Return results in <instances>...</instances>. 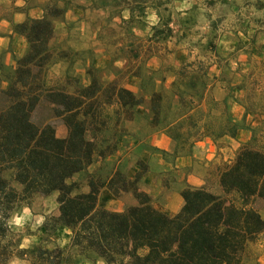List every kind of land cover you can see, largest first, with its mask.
I'll list each match as a JSON object with an SVG mask.
<instances>
[{"label": "trees", "instance_id": "obj_1", "mask_svg": "<svg viewBox=\"0 0 264 264\" xmlns=\"http://www.w3.org/2000/svg\"><path fill=\"white\" fill-rule=\"evenodd\" d=\"M58 2L60 8L55 6ZM67 4L48 0L42 7L41 19H25L13 26L12 32L23 39L25 50L13 59L12 68L0 65V264L11 259L26 264H247V247L264 235V224L251 208L254 200L264 202V155L259 152L238 149L231 163L218 174V195L202 188L183 187L178 193L180 207L171 217L153 210L147 197L136 191L140 173L131 180L118 170L103 180L86 175L85 193H76L70 178L114 152L120 123L130 120L144 97L150 115L148 127L162 131L175 145H184L191 136L192 140L199 138V131L204 137L215 135L205 125L196 127L198 120L193 114L200 112L201 93L195 101L180 93L194 91L197 84L205 88L207 78L200 63H185L165 71L172 77L168 95L153 91L152 84L144 93L143 83L148 78L144 81L136 72L129 76L137 79L140 96L116 86L114 81L101 82L98 72L88 68L84 72L86 85H78L71 94L44 93L48 102L65 109L61 117L63 138H55L47 125L31 124L29 115L42 93L38 73L53 64L47 49L50 22L61 17ZM145 6L143 0L124 2L127 19L119 24L131 22V7L141 18ZM160 6L157 3L147 7L156 18L147 40L155 43L170 34L169 17L157 13ZM184 31L179 29L181 38ZM203 46L206 54L213 55L210 37ZM129 54L133 60L136 58L133 51L129 50ZM171 104L176 115L168 120ZM104 109L110 110L109 115L103 113ZM224 123V132L231 137L236 126L228 117ZM4 175L18 191L9 186ZM102 189L112 198L130 193L134 205L120 213L98 209L96 203ZM52 193L56 216L48 223L49 232L67 231L66 248L18 249L10 240L8 220L31 196L46 197Z\"/></svg>", "mask_w": 264, "mask_h": 264}, {"label": "rangeland", "instance_id": "obj_2", "mask_svg": "<svg viewBox=\"0 0 264 264\" xmlns=\"http://www.w3.org/2000/svg\"><path fill=\"white\" fill-rule=\"evenodd\" d=\"M96 1L102 3L98 2L102 0ZM103 1L105 13L87 11L80 18L82 24H86V27L88 25L97 27L103 21V17L111 20L117 19L120 15L125 18L124 2L131 0ZM66 2L68 3L66 7L70 8L76 7L80 1ZM143 2L146 8L143 10L141 18H137L135 7H131L133 19L129 24H119L113 20L105 25L102 35H105L104 44L108 64L101 71L95 70L98 72L97 77L101 82L114 81L116 86L140 96L142 93L138 91V82L127 79V74L136 72L140 79L146 81L148 78V81L143 83L144 93L151 89L150 84H152L153 91L168 95L172 80L169 82L170 80L167 79L169 74L165 71H172V69L174 70L185 63H200L206 73L205 88L202 89L197 84L192 92H181L180 90L182 95H189L194 101L197 95L201 93L200 112L196 111L193 114L194 119L198 120L197 129L205 125L214 134L220 123L225 124V117L228 113L227 105L231 101L243 102L248 112H255V114L256 111L263 110L264 112V0H143ZM157 3L161 5L157 10L158 15L169 17L170 23L167 27L170 34L164 41L155 45L151 43L152 45L149 47L146 39L147 29L148 24H152L155 20V14L147 7ZM55 6L60 8L62 5L58 2ZM95 6L98 8L99 5ZM181 24L182 26H178ZM78 28L82 29V35L79 36L80 41L73 43L69 50L66 48L60 51L58 46H56L57 48L54 46L47 48L51 56L50 61L53 64H49L38 73L37 80L42 93L29 115L31 124L49 126L54 137L58 139L65 136V129L61 122L65 109L48 102L47 98H44V93L71 94L78 85L84 86L86 82L84 73L82 77L79 75L81 64L83 61H88L89 50L95 53L99 51L96 46H92L93 42L90 38L83 33V25H78ZM181 28L185 29L183 38L178 34ZM72 33L80 34L75 30ZM208 37H210L213 46V55L206 54L204 50L203 45ZM124 47L131 48L130 50L136 56L134 60L129 52L126 53L123 50ZM61 49H64V46H61ZM57 55L59 56L57 57ZM62 58L65 60L57 64L58 60ZM149 58L154 60L150 59L149 61ZM72 59L74 61H71ZM88 68L90 67L88 66ZM183 99L185 98L183 97ZM170 101L173 103L174 100L170 99ZM109 111V109H104L103 113L109 115ZM175 115L174 106L171 104L167 119L171 120ZM149 118L147 97H144L143 104L133 110L130 120L120 123L116 133V144L119 138L125 135H133L143 139L145 133L151 131L147 125ZM109 125L110 123H108L109 131L106 132L107 137L111 133ZM197 134L199 135V133ZM191 138L187 139L184 147L192 140ZM86 139L90 140V137L87 135ZM227 143L229 142L221 140L217 146L223 150L227 148ZM193 154L198 157L197 151H194ZM104 161L96 160L83 172L70 178L69 182L77 188L76 193H85L86 175L101 180L110 175L113 163ZM136 166L137 171L141 172L143 169L141 164L137 163ZM118 171L124 176L120 170ZM208 176L206 183L199 188L212 195H218L217 181L213 180L211 173H208ZM3 177L9 181L6 175ZM9 186L18 191V187L13 182L9 181ZM125 196L130 197L133 203L131 206H133L134 201L130 193H124L119 194L114 199L111 198L109 201L97 198L96 207L106 212L120 213L129 207ZM54 198V193L46 197L33 195L16 215L10 217L7 228L11 242H14L18 249H26L32 246H40L45 250H63L66 248L67 231L57 229L52 233L49 232L48 223L50 219L56 216ZM251 208L264 224V202L254 200L251 202ZM246 255L247 264H264V235L256 237L254 242L247 247ZM6 264L26 263L11 259ZM94 264L101 263L95 262Z\"/></svg>", "mask_w": 264, "mask_h": 264}, {"label": "crops", "instance_id": "obj_3", "mask_svg": "<svg viewBox=\"0 0 264 264\" xmlns=\"http://www.w3.org/2000/svg\"><path fill=\"white\" fill-rule=\"evenodd\" d=\"M48 0H0V65L6 68L13 67V59L20 57L25 44L20 36L12 32V27L21 24L25 19L39 20L42 18V7ZM71 1V0H62ZM76 7H66L58 19L51 20V37L47 42V48L58 46L60 51L69 50L73 43L80 41L82 29L78 25H83V33L93 42L92 46L98 48L95 53L89 50L88 61L81 64L82 77L84 71L89 66L94 70H103L108 64L107 51L105 47V35L103 34L105 25L110 21H125V18L108 19L103 17V21L97 27H86L82 24V16L87 11L104 14V1L96 0H73ZM95 5H99L96 8ZM152 12V11H151ZM154 18V17H153ZM94 24V23H92ZM156 24V18L152 24H148L146 39L150 36V28ZM85 25V26H84ZM78 33H72V31ZM74 34V35H73ZM73 40V41H71ZM148 41L149 47L152 44ZM92 44V43H91ZM64 46V49H61ZM119 48V47H118ZM147 48V47H145ZM131 48L124 47L126 53ZM144 50V49H143ZM149 50V49H147ZM146 52V51H143ZM152 57V56H151ZM152 60L153 58H149ZM65 58L58 60L61 63ZM154 60V59H153ZM71 61H74L72 59ZM101 65H98L100 64ZM103 63V65H102ZM154 70V69H153ZM127 74V79L138 82ZM171 82L172 78L167 77ZM111 80V79H110ZM86 82L84 83V86ZM122 88V87H121ZM228 106L227 117L231 123L237 124L231 137L224 132V125L220 123L212 138L200 136L189 141L188 145H175L162 131L146 132L143 139L136 136H121L116 144V150L112 156L107 158V162L113 163L111 173L116 169L120 170L127 180H131L136 173L140 176L135 183L138 193L145 195L149 201V206L166 217L173 216L180 207L181 201L178 193L183 187L199 188L206 183L208 173H211L213 180L217 181L218 173L223 166L228 165L238 148L247 147L253 151L264 155V112H248L243 102L231 101ZM217 120V119H216ZM217 136V138H215ZM221 140H226L227 148L220 150L217 146ZM197 151L198 157L193 152ZM104 161V162H105ZM143 167L141 172L137 171L136 164ZM98 198L106 201L111 200L110 194L105 190H100ZM129 207L133 204L129 196H125ZM114 199V198H112ZM115 201V200H114ZM119 213V212H118ZM264 216V212H263Z\"/></svg>", "mask_w": 264, "mask_h": 264}]
</instances>
